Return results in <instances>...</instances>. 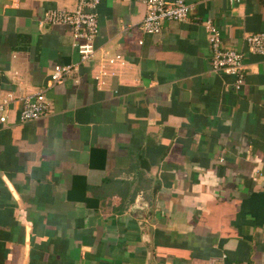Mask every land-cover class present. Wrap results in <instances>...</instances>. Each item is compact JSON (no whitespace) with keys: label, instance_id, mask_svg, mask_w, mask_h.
<instances>
[{"label":"crops","instance_id":"1","mask_svg":"<svg viewBox=\"0 0 264 264\" xmlns=\"http://www.w3.org/2000/svg\"><path fill=\"white\" fill-rule=\"evenodd\" d=\"M185 3V23L150 36L141 4L100 0L93 59L48 87L78 59L41 17L74 2L0 0V97L47 105L0 124V264H264V56L244 44L264 0ZM205 21L241 54L238 91L210 67Z\"/></svg>","mask_w":264,"mask_h":264},{"label":"built area","instance_id":"2","mask_svg":"<svg viewBox=\"0 0 264 264\" xmlns=\"http://www.w3.org/2000/svg\"><path fill=\"white\" fill-rule=\"evenodd\" d=\"M72 10H47L42 14L41 24L48 26H64L71 33V46L77 55L74 64L55 65L50 69L46 86L61 84L68 77L77 74L81 66L87 65L94 57L95 49L92 42L98 32L96 9L100 0H72ZM144 7L143 19L138 24V30L145 35H157L161 25L168 21L185 23L190 13V6L185 0H133ZM241 0H228L230 4H237ZM207 33V44L210 50V67L214 71H221L232 76V87L238 91L243 83V65L241 54L226 51L221 48L219 32L209 21L203 23ZM247 51L251 54L264 56V33H254L244 38ZM100 62V61H99ZM121 65L120 56L115 55L109 59H102L96 75L92 76L94 82L102 85L104 76H112L109 70L115 65ZM16 104V118L19 122L37 120L47 109L43 93H28L14 96L9 93L0 97V124L7 120L10 105Z\"/></svg>","mask_w":264,"mask_h":264}]
</instances>
